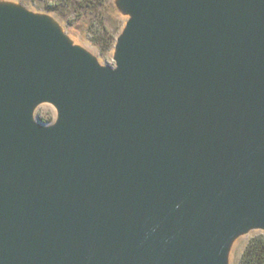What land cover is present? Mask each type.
<instances>
[{"label":"water","instance_id":"water-1","mask_svg":"<svg viewBox=\"0 0 264 264\" xmlns=\"http://www.w3.org/2000/svg\"><path fill=\"white\" fill-rule=\"evenodd\" d=\"M115 1L113 66L0 1V264H228L264 233V0Z\"/></svg>","mask_w":264,"mask_h":264},{"label":"rangeland","instance_id":"rangeland-1","mask_svg":"<svg viewBox=\"0 0 264 264\" xmlns=\"http://www.w3.org/2000/svg\"><path fill=\"white\" fill-rule=\"evenodd\" d=\"M0 1L17 3L32 12L49 15L57 22L63 33L73 44L85 49L101 65L113 66L112 47L126 19L119 12L115 0H104L101 6L87 4L85 0ZM90 2L92 3L93 0ZM48 4L55 5V10H49L47 8ZM112 39L113 42L110 43ZM37 115L49 117L52 122L54 111L51 106L44 104L36 109L35 118ZM259 234L264 235L260 231H251L235 240L229 251L228 264H238L250 239Z\"/></svg>","mask_w":264,"mask_h":264},{"label":"trees","instance_id":"trees-1","mask_svg":"<svg viewBox=\"0 0 264 264\" xmlns=\"http://www.w3.org/2000/svg\"><path fill=\"white\" fill-rule=\"evenodd\" d=\"M90 1L85 0L87 4H94V6H101L104 2V0H93L92 3ZM47 8H49V10H55V5L48 4ZM112 42L113 39L110 41V43ZM36 118L42 124H49L51 122V118L49 117L37 115ZM238 264H264V235L259 234L250 239Z\"/></svg>","mask_w":264,"mask_h":264}]
</instances>
